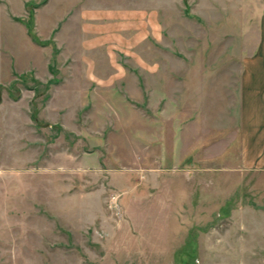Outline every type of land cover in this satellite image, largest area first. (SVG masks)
<instances>
[{
  "label": "rangeland",
  "instance_id": "1",
  "mask_svg": "<svg viewBox=\"0 0 264 264\" xmlns=\"http://www.w3.org/2000/svg\"><path fill=\"white\" fill-rule=\"evenodd\" d=\"M263 0H0V264H264L241 86Z\"/></svg>",
  "mask_w": 264,
  "mask_h": 264
},
{
  "label": "crops",
  "instance_id": "2",
  "mask_svg": "<svg viewBox=\"0 0 264 264\" xmlns=\"http://www.w3.org/2000/svg\"><path fill=\"white\" fill-rule=\"evenodd\" d=\"M241 115L245 167L264 169V11L257 48L243 69Z\"/></svg>",
  "mask_w": 264,
  "mask_h": 264
}]
</instances>
